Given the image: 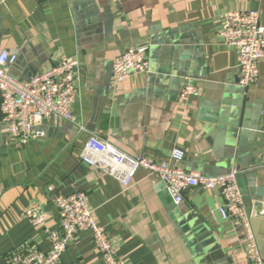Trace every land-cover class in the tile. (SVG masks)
Segmentation results:
<instances>
[{
  "label": "crops",
  "instance_id": "crops-1",
  "mask_svg": "<svg viewBox=\"0 0 264 264\" xmlns=\"http://www.w3.org/2000/svg\"><path fill=\"white\" fill-rule=\"evenodd\" d=\"M257 10L264 0H0V52L17 55L11 73L22 80L62 56L79 60L72 111L87 130L61 120L44 124L46 136L21 144L3 121L0 98V264L19 247H51L60 228L55 197L87 193L88 205L129 264H247L243 231L222 220L218 190L193 187L177 205L165 183L141 169L125 187L82 161L91 132L118 149L171 161L215 176L239 169L264 185V60L258 80L240 85L237 49L219 35L230 11ZM148 46L150 70L113 85V62L131 47ZM191 83L197 92L180 99ZM237 169V170H238ZM264 257V207L244 199ZM40 204L46 225L24 210ZM198 244V245H197ZM60 264H106L90 231H80Z\"/></svg>",
  "mask_w": 264,
  "mask_h": 264
},
{
  "label": "built area",
  "instance_id": "built-area-1",
  "mask_svg": "<svg viewBox=\"0 0 264 264\" xmlns=\"http://www.w3.org/2000/svg\"><path fill=\"white\" fill-rule=\"evenodd\" d=\"M219 35L226 45L237 49L240 57V85L248 87L255 83L260 76V63L264 60V25L259 11L226 13ZM16 61L17 55L7 50L0 52L1 109L3 121L14 139L24 145L46 136L43 127L48 121L58 123L66 120L78 125L80 130H87L72 111V105L77 101L78 59L64 55L50 68L26 80L11 73L10 67ZM149 70V47H131L114 60L112 83L116 85L132 74ZM196 92L197 87L187 83L180 92L181 101H188ZM185 156L186 152L181 148L172 151V162L155 161L143 154L129 155L97 132L89 134L80 154L82 161L104 170L125 187L134 183L141 169L158 176L177 205L184 202L186 191L193 187L218 190L224 199L218 208L222 220L243 231L245 261L247 264H264L252 218L245 208L244 194L238 183L239 170L210 176L186 170L173 163H180ZM87 200L84 191L55 197L60 228L49 231L50 250L42 251L32 245H24L9 255L8 264H60L69 243L83 230L91 232L94 245L106 264H129L114 245L106 227L95 218ZM24 216L37 226L46 225L48 220V213L37 203L29 205L24 210Z\"/></svg>",
  "mask_w": 264,
  "mask_h": 264
},
{
  "label": "water",
  "instance_id": "water-1",
  "mask_svg": "<svg viewBox=\"0 0 264 264\" xmlns=\"http://www.w3.org/2000/svg\"><path fill=\"white\" fill-rule=\"evenodd\" d=\"M239 169H240V167H239ZM247 175H248L247 176L248 179H250V185H249L247 191L242 190L243 194H244V199L248 198V196L250 195L252 198H254V200L256 202V206L260 210L262 207H264V203H263V201H264V185H258L256 183V181H254L255 177L257 176V171H255V170L250 171ZM238 183H239V181H238ZM239 185H240V183H239ZM240 187H241V185H240Z\"/></svg>",
  "mask_w": 264,
  "mask_h": 264
}]
</instances>
